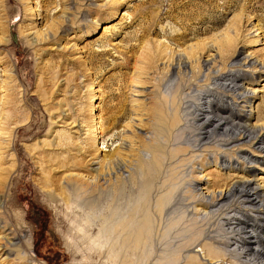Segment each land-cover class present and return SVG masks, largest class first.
I'll return each instance as SVG.
<instances>
[{"label": "rangeland", "instance_id": "374dc122", "mask_svg": "<svg viewBox=\"0 0 264 264\" xmlns=\"http://www.w3.org/2000/svg\"><path fill=\"white\" fill-rule=\"evenodd\" d=\"M243 56L260 63L239 66L241 113L264 131V0H0V237L18 238L0 264H259L197 194L253 178L264 196L258 150L216 159L186 142L190 81Z\"/></svg>", "mask_w": 264, "mask_h": 264}, {"label": "bare ground", "instance_id": "6f19581e", "mask_svg": "<svg viewBox=\"0 0 264 264\" xmlns=\"http://www.w3.org/2000/svg\"><path fill=\"white\" fill-rule=\"evenodd\" d=\"M232 37L225 36L224 38H212L211 40L220 53H227L232 49L234 44L232 42ZM204 45L203 42L190 45L188 51L185 52L188 55V59L193 61L198 50L200 52L202 48H206ZM163 51L165 50L160 49V53ZM163 55L164 53L162 56ZM215 55L216 54L211 57L213 64L216 62ZM198 58L196 61L198 62L197 65L200 67L205 66L207 60H209L202 59L199 61L200 58ZM243 58L244 60L241 62L238 60ZM238 59L227 63L229 69L219 70L216 74L208 72L205 76L204 84L201 85L199 89L191 88L194 84L192 80L190 81L187 100V110L190 115V120L188 121V138L186 141L187 148H189L191 152L200 151L196 153L201 156L204 152H206V154H214L217 159L219 156L221 157V155L231 156V152L241 150L237 147L247 144L258 150L257 152H252V155L260 158L258 162L264 163V131H261L262 128L257 129L255 125L247 122L251 117L246 116V113H241L247 112V110L243 111V108L250 104L253 91L247 90L248 88H243L242 80H244L246 76L244 73H241L243 69L239 68V66H245L246 64H253V68L258 67L260 62L251 58L246 60V56ZM185 64L186 61L183 58H178L177 61L171 64L170 68L173 69L176 65L182 69L185 67ZM227 64L225 65L228 66ZM261 67H263V63L259 66V68ZM208 68L211 69L210 67ZM92 114H94L95 117L92 118L90 123L92 122L94 124L92 127L88 125L89 128L87 131L89 139L95 141L100 137L103 126L100 125L97 113ZM92 114L90 113L89 116ZM235 146L236 148H233ZM201 156H198V161L203 162L205 158L200 159ZM205 156L206 155H203V157ZM241 157L250 160L253 159V157L248 156V154H241ZM223 159L222 161L229 162V159ZM94 163L95 162H91L90 165L92 166ZM225 163L223 162V164ZM89 170H93V168L90 167ZM247 171L246 169V172ZM45 181L52 180L46 179ZM254 181L255 179L253 178H241L240 180H233L225 184L224 189L216 193L213 191L211 194L206 195L202 192H198L197 194L202 199L208 198L206 206L207 212H218L220 214L223 212L222 215H220L222 221L220 222L219 219L218 221L222 223L225 230H227V234L230 235V237H228V240H230L229 244L233 245L234 250H237V255L239 254L247 260H254L255 262H259V264H264V196L262 193V185L255 184ZM195 188H197V186ZM2 203L3 201L0 198V208H2ZM117 223V225L120 224L122 228H124L126 224L125 221H120L119 219ZM3 227L5 226H1L0 229ZM4 238V235L0 237V239H2L0 240V251L3 250L9 254L11 250L18 248L17 237L11 236L9 238ZM29 252L30 251H19L18 258H25Z\"/></svg>", "mask_w": 264, "mask_h": 264}]
</instances>
